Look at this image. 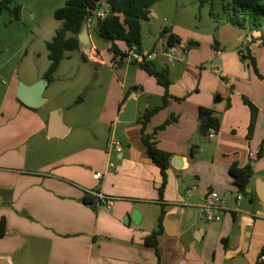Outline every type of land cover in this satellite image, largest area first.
<instances>
[{"label":"crops","instance_id":"crops-1","mask_svg":"<svg viewBox=\"0 0 264 264\" xmlns=\"http://www.w3.org/2000/svg\"><path fill=\"white\" fill-rule=\"evenodd\" d=\"M102 9L107 11L105 6ZM150 14L154 15L152 8ZM86 25L91 42L88 22ZM248 32L252 33L249 38H260L257 31ZM243 37L247 36L238 34L232 42L238 44ZM164 43L162 52L167 47L165 39ZM104 44L108 53L109 45ZM197 45L176 59L178 67L167 68L170 81L167 105L144 127V134L152 136L156 148L169 153L171 158L180 157L183 166L177 170L169 161L161 197L162 176L146 156L139 118L142 112L152 108L144 100V94L155 91L161 100L164 92L139 67L135 81L128 87L132 89L130 95L122 102L126 92L121 87L108 120L110 138L119 136L123 143L118 154L110 148L107 139L105 147L109 149L105 153L95 151L88 142L84 148L79 146L61 155L58 151L61 141L54 145L50 142L63 140L69 132L62 138H48L49 113L56 110L47 114L41 111L47 99L43 96L45 103L37 109L21 106L16 98L17 81L12 78L8 83H0L3 86L0 88V171L8 170L10 164L17 169L13 171L18 177L12 184L0 180L1 193L6 201L9 196L10 205V215L4 217V234L0 236V257L8 258L12 264H233L238 258L242 264H264L260 261L264 255V144L262 156L257 157L264 139V83L254 76L250 64L244 60L238 62L237 58L243 56L239 48L236 54L224 55L218 42L220 73L205 70L196 75L203 62L199 53L192 51L200 48ZM117 46L120 51L125 50L124 44ZM151 49L140 47L141 51L156 53ZM79 50L85 54L81 46ZM255 53L259 68L261 65L264 68L262 51ZM88 54L93 62L109 66L124 80L130 66H136L116 63L110 53L108 61L100 59L94 49ZM158 61L168 65L162 57ZM171 71L178 73L176 80L171 78ZM39 79L42 78L26 86ZM240 94L246 95L258 111L249 140L246 137L249 115L238 100ZM215 95L218 97L214 100ZM130 98L136 104L134 121L118 123V114ZM199 108L212 111L219 120V129L212 139L200 136L197 131ZM161 126L164 128L157 130ZM205 138L212 140L213 149L202 146L201 140ZM54 150L56 154H52ZM83 151L97 153L91 157L83 155ZM112 153L117 160L115 170L107 165ZM47 154L51 158L44 159ZM197 155H203L199 159L202 162L196 161ZM246 166H251L252 176L241 194L234 182ZM95 173H102L99 181L92 178ZM203 173L207 174L205 178H201ZM186 177L190 178L191 188L184 190L188 199L184 201L177 191L179 181L184 184ZM210 191L221 201L217 222H206L200 217L202 199ZM90 192L115 197L117 202L110 210L96 209L83 203ZM162 209L156 257L144 241L156 230ZM135 210L140 213L139 223L128 220L125 225L123 220ZM9 236L11 239L5 240Z\"/></svg>","mask_w":264,"mask_h":264},{"label":"rangeland","instance_id":"rangeland-1","mask_svg":"<svg viewBox=\"0 0 264 264\" xmlns=\"http://www.w3.org/2000/svg\"><path fill=\"white\" fill-rule=\"evenodd\" d=\"M66 1L12 0L8 9L0 13V83H8L14 78L17 83L29 85L38 78L43 79V75L49 66L45 44L51 41L56 30L61 26V23L53 18V14L63 7ZM228 2L229 0H209L202 4V0H157L152 6L155 16L149 13L148 19L141 23V46L143 50L152 48L151 50H154L156 54L162 53L161 45L165 44L162 36L163 28H169L172 33L179 36L182 44L177 46L178 54L173 62L163 65L157 59L153 64L155 69L167 71V68L178 67L175 62L176 59L180 58L184 51L191 50L188 44L195 42L200 44V48L192 51L199 53L203 58V62L200 63V72L196 75L200 76V73L205 70L220 73L222 63L217 57L219 53L216 52V43L218 42L222 54L232 52L236 54V49L239 48L243 56L237 58L238 62L244 60L249 64L250 59H252L257 74L251 67L252 73L258 81L264 83V76L260 72L264 73V68L261 63L259 68L255 53L256 50L262 51L260 56L262 63H264V23L260 31H257L260 38H249L252 33L249 34L248 31L245 32L228 24V12L225 8ZM16 7L20 8L17 21L14 20L12 14ZM103 12L104 10L101 9L99 12L93 13L88 21L92 47L87 49L88 51L94 49L99 54L100 59H107L108 61L107 45L97 36L95 28L97 14ZM238 34H244L247 37H243L238 44H234L232 40ZM90 57V54H84L79 49L66 53L65 58L53 75V82L48 84L43 95L47 99V103L41 108V111L47 114L50 110H56L62 120V125L69 132L63 140L50 142L51 145H54L59 143L56 141H61L62 147L58 150L61 155L68 154L71 149L79 146L84 148L88 142L91 143L95 151L103 153L109 149L105 147L107 139H109L108 145L111 141L123 144L119 136H114V139L110 138L111 127L108 120L115 107L114 104L121 87L125 92L129 90L128 87L135 81L139 68L138 66H130V72L127 79L124 80L109 66H99ZM85 59H89V61H85ZM171 74L173 80L179 77L178 73L171 71ZM220 92H223V88H220ZM217 97L215 95L214 100ZM144 100L152 108L160 106L162 103V98L160 100L155 91L145 93ZM238 100L248 110L249 123L246 137L249 140L258 111L246 95L240 94ZM245 101L255 108L254 112H251L244 103ZM140 112L141 107L139 106ZM95 139H99L97 143ZM201 144L202 146H210V149L214 148L212 140L208 138L201 140ZM50 150L48 154L51 156ZM55 152L57 151H52V154H56ZM83 152V155L86 154L91 157L97 153ZM48 154L43 158H51ZM198 155L195 156L196 161H200L199 159H202L203 156ZM107 165H111L112 170H115L117 160L113 153ZM7 169L0 171V180H9L8 184H12L14 180L17 181L16 171H13L17 169L10 164L7 165ZM206 176L207 174L203 173L201 178ZM183 182L184 184H181V180L179 181L177 192L180 198L186 201L188 199L184 190L191 188L190 178L186 177ZM4 195L0 189V197H4L2 198L4 203L0 206V221L10 215V210H8L10 209L9 196H7L6 201ZM110 198L114 199L113 204L115 205L117 202L115 197ZM195 219L201 222V218L196 217ZM184 223L187 224V221ZM8 239H11L10 236L5 240Z\"/></svg>","mask_w":264,"mask_h":264},{"label":"trees","instance_id":"trees-1","mask_svg":"<svg viewBox=\"0 0 264 264\" xmlns=\"http://www.w3.org/2000/svg\"><path fill=\"white\" fill-rule=\"evenodd\" d=\"M156 1L157 0H67L65 5L56 10L53 14V18L60 22L61 26L56 30L51 41L45 44L49 66L43 75V79H45L48 84L53 82V75L56 73L61 61L65 58V54L80 48L78 36L82 31L83 25L89 21L93 13L99 12L104 6L107 8V16L103 20L96 18L95 28L97 36L109 45L108 53L115 59L123 56L133 45L140 49L141 23L148 19L150 10ZM208 1L209 0H202V4ZM11 2L12 0H1L0 13L3 10H7ZM225 8H227L228 12L227 22L231 26L243 30L247 29L248 31H260L264 23V0H229ZM19 11V7H16L12 11L15 21L18 20ZM162 36L168 47L179 45L180 43L179 38L175 36L169 28H163ZM118 43L125 45L124 51L119 50L117 46ZM249 64L257 74L255 63L252 59H250ZM138 67L145 72L148 77L154 79L156 84L160 86L164 92L161 105L145 110L139 118V122L142 126L140 130V139L145 147L146 156L150 162L160 170L162 176V183L159 188V196L161 197L165 187V170L168 167L171 155L156 148L152 141V136L144 134V127L152 116L167 105L170 81L167 71L156 70L152 62L138 65ZM131 90L132 89L126 91L122 102L128 98ZM244 103L251 112H254L255 108L250 103L246 101ZM19 104L23 106L20 102ZM198 119L200 125H203L206 129H213L215 132L218 131L219 120L213 117L212 111L199 108ZM163 128L164 126H161L157 130ZM263 144L264 139L260 151L257 154L258 158L262 156ZM191 155H194L193 148L191 149ZM251 176V166H246L240 170V176L234 182V186L239 193L244 194V190ZM92 202L93 198L91 196L83 199L84 204L93 205ZM163 215L164 210L162 209L157 220L156 230L144 241L146 247L154 250L156 257H158L156 239L162 231L161 224ZM3 234L4 219H1L0 236H3Z\"/></svg>","mask_w":264,"mask_h":264},{"label":"water","instance_id":"water-1","mask_svg":"<svg viewBox=\"0 0 264 264\" xmlns=\"http://www.w3.org/2000/svg\"><path fill=\"white\" fill-rule=\"evenodd\" d=\"M78 42L82 49L85 51V54H88V49L91 46V42L88 34L87 25H83L82 31L78 36ZM189 47L198 46L197 44L190 43ZM48 85V82L45 79H41L36 83L26 86L22 83H18L16 89V98L17 100L27 108L37 109L44 105L45 99L43 98L44 91ZM136 113V104L133 98H130L126 105L123 107L122 111L118 114L117 122L121 124H130L134 121ZM207 132L206 127L200 125L198 128V133L200 136L205 137ZM67 130L62 125L61 118L57 111H52L47 127V136L48 138H62L66 135ZM180 157H172L170 160V165L177 169L181 170L183 168L182 163L180 164ZM2 198L0 197V203ZM262 202V200H261ZM128 220H131L134 223H139L140 213L138 211H133L130 217H126L123 222L125 225L128 224ZM168 232V231H167ZM0 264H12L10 260L6 257H0ZM233 264H242L241 258H238L237 261Z\"/></svg>","mask_w":264,"mask_h":264},{"label":"built area","instance_id":"built-area-1","mask_svg":"<svg viewBox=\"0 0 264 264\" xmlns=\"http://www.w3.org/2000/svg\"><path fill=\"white\" fill-rule=\"evenodd\" d=\"M107 16V11L97 14V19L103 20ZM178 45H173L171 47H166V50L162 53H150L141 51L138 47L132 46L123 56L116 58V63L121 62L124 65H142L145 63H150L159 58H163L165 63H171L175 60V56L178 53ZM116 65V64H115ZM216 132L213 129H207L206 135L208 138L212 139ZM110 148L116 153H121V145L117 141H111L109 144ZM92 178L99 181L102 178V173H95ZM89 195L93 198V206L96 209L110 210L113 206L114 199L104 196L100 192H90ZM241 198V195L238 199ZM220 198L215 192H207L200 205V217H202L206 222H217L220 220V211L222 210L220 206ZM260 261L264 262V255L260 257Z\"/></svg>","mask_w":264,"mask_h":264}]
</instances>
